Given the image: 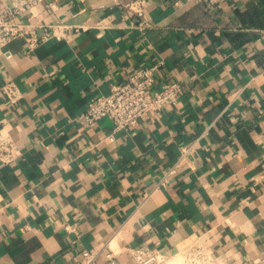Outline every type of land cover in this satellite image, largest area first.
<instances>
[{"label":"crops","instance_id":"obj_1","mask_svg":"<svg viewBox=\"0 0 264 264\" xmlns=\"http://www.w3.org/2000/svg\"><path fill=\"white\" fill-rule=\"evenodd\" d=\"M132 1L43 0L18 17L63 37L0 53V132L22 151L0 163V264H79L103 244L119 264L152 248L264 264V0H144L143 30ZM157 61L154 89L178 82L176 102L134 129L80 119Z\"/></svg>","mask_w":264,"mask_h":264},{"label":"built area","instance_id":"obj_2","mask_svg":"<svg viewBox=\"0 0 264 264\" xmlns=\"http://www.w3.org/2000/svg\"><path fill=\"white\" fill-rule=\"evenodd\" d=\"M42 1L13 0L12 3H9L8 0H0V53H4L8 44L16 38H23L28 49L32 50L52 36L63 37L58 31L51 33L44 30V33L39 34L35 26L18 20L19 16ZM187 1L200 2L210 8L220 0ZM145 7L144 0H134L126 4L127 10L141 30L151 25ZM161 64L160 61H157L140 66L127 80L113 83L108 94L95 96L90 100L87 110L80 116V119L84 120L86 124H93L100 119L108 118L112 121L114 130L134 129L141 119L158 113L171 102H176L182 90L178 82H165L159 89H154ZM3 90L8 99L14 103L18 102L22 96L14 82L4 84ZM109 138L114 139L113 135ZM192 148V146L183 148V156L190 153ZM21 155L22 151L16 140L12 136L0 132V163H13ZM180 164L181 161L170 172H174ZM104 251H106L107 262L119 264L118 254L108 244L82 250L79 264H102L98 257ZM134 257L136 264H164L172 258L159 248L137 250ZM188 261L189 264H203L200 257L191 258Z\"/></svg>","mask_w":264,"mask_h":264},{"label":"rangeland","instance_id":"obj_3","mask_svg":"<svg viewBox=\"0 0 264 264\" xmlns=\"http://www.w3.org/2000/svg\"><path fill=\"white\" fill-rule=\"evenodd\" d=\"M164 264H187V259L183 258L182 255H179L177 257L171 258L168 262Z\"/></svg>","mask_w":264,"mask_h":264}]
</instances>
